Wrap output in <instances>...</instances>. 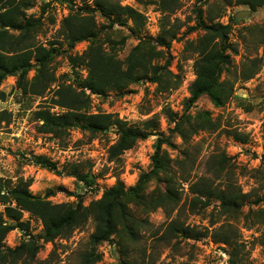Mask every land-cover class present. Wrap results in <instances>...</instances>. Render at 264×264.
I'll return each mask as SVG.
<instances>
[{
  "label": "rangeland",
  "instance_id": "374dc122",
  "mask_svg": "<svg viewBox=\"0 0 264 264\" xmlns=\"http://www.w3.org/2000/svg\"><path fill=\"white\" fill-rule=\"evenodd\" d=\"M107 1L132 6L143 19L139 23L132 19H127L123 25L113 23L99 10L92 11L93 0H32L33 5L25 9L26 18H41L33 32L34 41L47 47L52 42L59 46V54L51 62L58 80L42 95L23 94L13 75L0 83V91L5 93L0 99V187L1 194L8 197L0 200V216L5 223L16 224L6 234L2 245L15 248L26 241L25 234L29 232L32 239L41 244L35 259H19L12 264H80V254L89 248V236L95 229L90 217L69 235L59 236L53 242L38 239L44 228L38 216L21 210L19 222L24 225L20 226L5 213L7 205L17 206L10 191L15 185L27 180L31 193L40 198L53 203L81 201L89 206L119 179L129 189L138 184L140 176L154 170L153 156L158 141L166 137L171 143H162L157 177L144 185L138 202L131 199L128 204L127 209L134 217L132 226L119 227L110 241L99 246L102 259L96 264H121L122 261L127 264H230L234 249L238 264H264L261 244L264 237V4L253 11L250 5L240 4L241 0ZM164 2L170 7L167 13L163 12ZM82 6L84 13L94 15L97 42L120 61H125L143 41L155 45L165 24L163 35L170 46L155 63L169 65L177 77V85L159 90L158 83L148 73L121 91L99 94L82 87L84 82L81 81L87 76L84 65L77 68L79 83L74 82L73 77L66 81L63 74L72 75L74 71L71 56L84 57L91 40L69 49L61 24ZM200 9L207 23L230 26L229 39L237 50L231 53V60L222 72L221 79L232 84L233 93L221 106L204 95L187 107L190 85L196 78L194 40L205 32L194 29ZM248 9L252 11L250 14L237 17L238 12ZM173 31L176 35L171 38ZM19 33L8 28L6 38L15 44ZM24 45L26 43L21 44ZM12 52L11 47L9 54ZM255 58L258 69L253 72L250 60ZM248 72L252 76L244 79ZM163 73L167 72L163 70ZM34 74L33 68L28 78ZM171 80L174 81L172 77ZM63 82L73 84L78 91L85 90L90 99L89 112L113 113L128 124L152 130L153 134L138 140L132 148L110 161L109 148L119 137L116 125L97 134L79 127L69 129L60 137L40 132L38 121L34 120L36 110L46 108L54 114L66 111L54 102V90ZM200 112L209 113L213 126L202 130L199 119L190 124L188 120L182 121L186 114L195 118ZM23 120L32 124L36 138L11 134ZM179 121L183 122V136L174 132L175 123ZM205 124L209 122L206 120ZM33 151L47 154L66 172L58 174L36 165L26 157ZM74 167L78 172L88 173L93 183L87 185L77 175L67 173ZM207 183L228 190L238 207L228 208L225 213L221 210V200L207 199L206 195L201 196L190 188L193 184L198 188ZM168 188L174 191L171 198L162 195ZM174 221L178 225L172 227ZM181 225L193 230L190 237L179 232L177 228ZM220 227L219 234L215 235ZM213 234L231 236L237 240V247L215 241Z\"/></svg>",
  "mask_w": 264,
  "mask_h": 264
},
{
  "label": "trees",
  "instance_id": "16d2710c",
  "mask_svg": "<svg viewBox=\"0 0 264 264\" xmlns=\"http://www.w3.org/2000/svg\"><path fill=\"white\" fill-rule=\"evenodd\" d=\"M239 3L248 4L253 11H256L257 7L264 4V0H241ZM93 4L92 11L99 10L104 17L111 19L113 23L123 25L127 19L139 23L143 19L142 14L129 5L107 0H93ZM32 5V0H0V83L7 76L13 75L17 77V87L23 94L42 95L46 93L52 83L58 80L51 67V62L59 54V46L52 42L47 47L34 41L33 32L41 23V18H26L25 9ZM83 7L71 12L62 20L61 24L62 35L67 41L69 49L74 48L76 44L82 41L91 40L88 49L84 52V57L71 56L74 69L72 75L74 76L71 73L63 74L66 81L73 77V81L79 83L80 71L77 68L84 65L83 67L87 69V76L81 81L84 82L82 87L99 94H104L108 90L121 91L148 73H151L154 82L158 83L159 90L173 88L177 85V77L172 74L169 65L160 66L158 62L155 63L162 57L164 49L170 46V42H167L163 35V31L166 29L165 24H163L161 33L156 38L155 45L151 41H143L131 51L125 61H120L106 52L97 42L98 29L94 15L90 12L84 13ZM169 9V4L164 2L163 12L167 13ZM8 28L20 31L17 43L14 44L6 38ZM194 29H202L205 32L194 40L196 78L190 85L191 96L188 99L187 107L204 95H207L216 106H221L233 93L232 84L221 79L225 65L231 60V53L237 51L229 39L230 26L220 22L207 23L203 19V11L200 9ZM175 35L176 32L173 31L170 36L173 38ZM22 43H26V45L21 46ZM11 47L13 52L9 54ZM250 61L254 66L251 70L255 72L258 69L257 60L255 58ZM33 68L35 74L29 79L28 74ZM163 70L167 73L164 74ZM251 76L252 73L248 72L244 74V79ZM171 77L174 79L173 82ZM57 86L58 88L54 90V102L60 107L66 108V111L54 114L46 108L36 110L34 120L38 121L37 128L40 132L53 133L56 137H60L69 129L79 127L91 134H97L116 125L119 129V137L109 148L108 159L110 161L118 158L125 150L132 148L138 140L153 134L152 130L148 131L145 128L128 124L113 113H91L87 110L90 99L85 90L78 91L73 84H66L65 82L57 84ZM4 97L5 93L0 91V99ZM194 119H199V128L202 130L213 126L210 124L208 112H200L195 118L186 114L182 121L188 120L187 124H190L194 123ZM206 120L209 122L207 125L205 124ZM40 121L41 123H39ZM182 121L175 123L174 132L179 135H182ZM197 130L194 125V131ZM165 141L171 143L168 137L160 138L158 141L157 152L153 156L154 170L140 176L138 184L134 187L127 189L119 179L114 186L105 190L99 200L94 201L89 206H84L81 201L76 204L70 202L53 203L50 200L40 198L29 190L30 181L22 180L10 190L17 206L7 205L5 213L9 218L17 221L20 226L24 225V223L19 222L21 210H29L34 213L44 224L38 238L44 242H53L59 236L69 235L76 227L83 225L91 217L95 229L89 236V248L80 254V264H96L102 259L99 246L103 242L110 241L119 227L129 229L132 226L134 217L127 209L128 204L131 199L138 202L144 185L152 177H157L161 167L160 149ZM28 159L36 165L58 174L66 172V169H60L56 162L45 155H35ZM208 172L210 173L209 170ZM67 173L77 175L85 180L87 185L93 183L88 173L78 172L75 167ZM204 179L201 178V180ZM190 188L201 196L206 195L207 199L216 197L221 200V210L225 213H228V208L238 207L234 197L232 199L226 189H218L209 183L198 188L193 184ZM173 193L174 191L168 188L167 193L162 195L171 198ZM7 198L1 194L0 187V200L5 201ZM161 198L164 197L159 199L161 200ZM175 224L177 222L174 221L171 226L174 227ZM15 226L16 224L13 223H5L3 217L0 216V264H12L25 258L35 259L40 250L41 244L32 238L31 241H25L15 248H3L2 241ZM177 229L183 233L184 237H190V233L193 231L189 226L184 225ZM220 229L221 227L216 230L215 235L219 234ZM215 235L213 234L215 241L237 247V240L231 236ZM261 244L264 247V237ZM236 253L237 250H232L230 264H238V260L235 259ZM121 264H127V262L122 261Z\"/></svg>",
  "mask_w": 264,
  "mask_h": 264
},
{
  "label": "built area",
  "instance_id": "2783aa9c",
  "mask_svg": "<svg viewBox=\"0 0 264 264\" xmlns=\"http://www.w3.org/2000/svg\"><path fill=\"white\" fill-rule=\"evenodd\" d=\"M6 106H4L3 109H5ZM12 111V110H11ZM41 122V121H40ZM21 123V122H20ZM19 123V126H17L14 130V126L13 128H11L12 130H14L11 134L15 137H19V136H24V137H30L31 140L33 138H36V132H35V129L34 127L32 126V124L28 123L26 120H23L22 123L20 124ZM32 154H29V155H26V157H33L35 155H41L39 153H37L36 151H33L31 152ZM45 156H47L49 158V156L46 154ZM51 160V158H50ZM56 162V161H54ZM31 238H33L31 232L25 234V240L28 241L30 240Z\"/></svg>",
  "mask_w": 264,
  "mask_h": 264
},
{
  "label": "water",
  "instance_id": "95a60500",
  "mask_svg": "<svg viewBox=\"0 0 264 264\" xmlns=\"http://www.w3.org/2000/svg\"><path fill=\"white\" fill-rule=\"evenodd\" d=\"M252 11L250 9L248 10H242L240 12L237 13V17L240 18V17H244L245 15L247 14H250Z\"/></svg>",
  "mask_w": 264,
  "mask_h": 264
}]
</instances>
